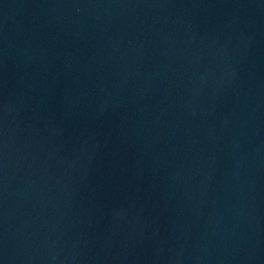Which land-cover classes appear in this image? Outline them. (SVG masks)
<instances>
[{
	"label": "water",
	"instance_id": "1",
	"mask_svg": "<svg viewBox=\"0 0 264 264\" xmlns=\"http://www.w3.org/2000/svg\"><path fill=\"white\" fill-rule=\"evenodd\" d=\"M0 264H264V0H0Z\"/></svg>",
	"mask_w": 264,
	"mask_h": 264
}]
</instances>
